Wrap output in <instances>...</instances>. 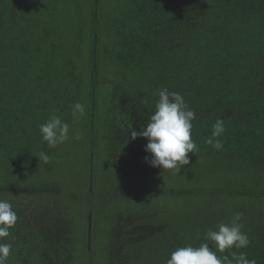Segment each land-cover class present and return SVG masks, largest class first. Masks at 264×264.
<instances>
[{
	"label": "trees",
	"instance_id": "1",
	"mask_svg": "<svg viewBox=\"0 0 264 264\" xmlns=\"http://www.w3.org/2000/svg\"><path fill=\"white\" fill-rule=\"evenodd\" d=\"M77 10L75 0H0V199L18 215L7 264H167L178 247L215 250L205 234L236 213L251 243L232 251L264 264V0H87L83 19ZM161 88L195 113L199 151L179 174L151 167L148 140L131 139ZM75 103L85 106L77 120ZM52 115L70 134L80 122L92 142L70 195L49 174L67 141L50 149L39 130ZM218 118L219 151L205 143ZM125 170L133 181L97 233L100 179Z\"/></svg>",
	"mask_w": 264,
	"mask_h": 264
},
{
	"label": "clouds",
	"instance_id": "2",
	"mask_svg": "<svg viewBox=\"0 0 264 264\" xmlns=\"http://www.w3.org/2000/svg\"><path fill=\"white\" fill-rule=\"evenodd\" d=\"M158 100L155 110L148 118L146 127L139 132L131 130V139L137 137L148 140L145 151L150 154L145 157L146 163L151 167L165 170H174L179 174L184 166L191 163L190 153L199 151V146L192 139V121L195 113L190 109L184 97L178 92H169L167 88L158 89ZM85 113L82 103H75L72 107L73 120L81 118ZM43 142L48 148L54 149L64 144L70 137V126L57 115H52L45 123L39 125ZM225 121L218 118L212 128V133L206 138L205 143L215 150L223 149L220 137L225 133ZM81 133L75 132V139L79 140ZM40 162L47 163L50 159L45 152L38 156ZM242 213H236L230 224L220 223L218 230H209L204 236L205 241H211L215 250L209 243H202L199 247H178L171 253L167 264H257L255 259H249L246 252L232 251L245 249L250 245L248 235L242 231ZM18 221L17 212L13 205L5 199H0V264H7L13 245L7 242L10 229ZM229 252V255L218 256L217 253Z\"/></svg>",
	"mask_w": 264,
	"mask_h": 264
},
{
	"label": "rangeland",
	"instance_id": "3",
	"mask_svg": "<svg viewBox=\"0 0 264 264\" xmlns=\"http://www.w3.org/2000/svg\"><path fill=\"white\" fill-rule=\"evenodd\" d=\"M75 4L78 5L77 11L81 19H83L85 15V8L87 7V0H75ZM105 38L108 39L107 36H105ZM105 38H103V42H107ZM102 87L104 88L103 85ZM101 93L103 94V90ZM79 124L80 122H77L74 125V128H75L74 132L73 134L72 133L70 134L69 140L67 141L65 145V152L68 151V154L66 155L61 154V156L58 158L59 160L58 164L49 173L51 178L58 180V182L60 183V186L64 189V193L69 194V195L75 193V190L77 189L76 187L79 186L81 183H83V174H86V169H87L86 167L87 159L85 157L86 156L85 151H87L86 149L89 144L92 145V142L88 141L87 136L85 135V133H83L84 131L81 127L82 124L81 125ZM77 130H79V132L81 133V138L79 140L75 139V132ZM100 153L101 152L98 151L97 153L98 158H100ZM100 165L101 164L100 162H98V159H97L96 169H95V171H97V174L98 172L102 174V171H105L108 167L107 166L105 168V166L101 167ZM130 171L132 173L133 172L136 173L134 170H130ZM129 172L125 170V173L121 172L120 175H116L114 177L113 176L112 177L103 176V178L100 179V180H104V184L102 185L101 182L99 183V185H101L99 186L100 190L99 192L95 193V194H98L99 196L98 197L99 202L96 203V206L94 205V210H93L95 214H101V217L97 218L96 216V219L93 224L96 231H97V228L102 229L103 224H104L103 221H105V219H107L109 216H110L109 218H111V216L113 215L114 206L120 199L118 198V195H116L115 193L118 192L121 188L126 187L129 182L133 181L132 176H134V173L132 174L131 172L130 173ZM94 176L96 175L93 174V178ZM109 179L111 180L110 189H112L113 186L117 188L115 191L113 190V192L107 190V187H106L108 186L107 183L109 184ZM142 180L151 181L152 179L149 177V175H145L144 179H138L136 181H139L140 183ZM116 181L118 183H116ZM115 208H117V206ZM91 217H92V213H90L89 211L85 212L84 218L87 222L88 220H90ZM107 228L108 226L105 227L104 229H107Z\"/></svg>",
	"mask_w": 264,
	"mask_h": 264
}]
</instances>
